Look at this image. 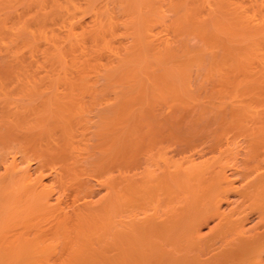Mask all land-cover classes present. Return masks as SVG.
<instances>
[{
	"label": "bare ground",
	"instance_id": "obj_1",
	"mask_svg": "<svg viewBox=\"0 0 264 264\" xmlns=\"http://www.w3.org/2000/svg\"><path fill=\"white\" fill-rule=\"evenodd\" d=\"M0 81V264H264V0H0Z\"/></svg>",
	"mask_w": 264,
	"mask_h": 264
},
{
	"label": "rangeland",
	"instance_id": "obj_2",
	"mask_svg": "<svg viewBox=\"0 0 264 264\" xmlns=\"http://www.w3.org/2000/svg\"><path fill=\"white\" fill-rule=\"evenodd\" d=\"M11 82H12L14 85H13ZM11 82H10V81H0V99L2 98V96L5 97L4 95H6V97H7V95L10 96V94H11L13 91H14L13 94H11V95H13L12 98L22 97V94H21V96H20V95L18 96V93H19L18 91H19L20 88H19L18 91H17L18 85H20V84H19L18 82H16V81H15L16 83H14L13 81H11ZM5 83H6V84H5ZM17 83H18V84H17ZM10 84H11V86H10ZM23 84L25 85V83H23ZM5 85H6V86H5ZM8 85H9V86H8ZM21 85H22V83H21ZM21 85H20V86H21ZM32 85H34V83H33ZM14 89H15V90H14ZM2 90H3V91H2ZM5 91H7V92H5ZM8 91H9V93H10V91H11V93L8 94ZM15 92H17V95H16ZM14 93H15V94H14ZM6 99H8V100L11 99V96H10V98L7 97ZM6 99H5V98H4V99L2 98V99L0 100V109H2V108H4V107H5L4 109H7L6 111H5L4 109H2V112L5 111L4 113H7V112L11 111V110H12V107H14V105H15V103L13 104V102H14L13 99L10 100V101H12L11 103H12L13 105L10 104V103H9L10 101L8 102ZM20 99H21V98H20ZM2 100H3V101H2ZM4 100H5V103H8V104H3V103H4ZM6 101H7V102H6ZM15 101H17V100H15ZM18 101H19V99H18ZM18 101H17V102H18ZM20 101H21V100H20ZM20 101H19V102H20ZM17 102H16V103H17ZM2 104L4 105V107H2V106H3ZM7 105H8V106L10 105V108H9L10 110L6 107ZM1 107H2V108H1ZM3 110H4V111H3ZM0 111H1V110H0ZM2 112L0 113V115H4ZM1 119L3 120L4 118H2V116H0V121H2ZM0 125H1V122H0ZM181 130L185 132L186 129H181ZM191 130H193V131H191ZM188 131H189V129H188ZM188 131L186 130V132H185L186 135H181V133L183 134V132H179V131H178V132H179L178 134L181 135V136H184V138H185L186 140H187V137L190 136L189 138H190V139L193 138V139H191V140H194L193 143L196 144V145L191 144L192 141H191L190 139H188L189 141L187 140L188 143L190 142L189 144L186 142L185 139H183L182 141H179V142H181V144H180V143H176V142H174V141H175L174 139H173V141L170 139L171 141L168 140L167 143H166V141L163 142V144L165 143L164 146H163V147H164V151L166 152V153L163 152L165 156L169 155V156H167V157H170V158L173 157V159H177V160H179V161H182L183 159H182L181 156H183L184 154H188L189 151L192 150V153H194L195 157H194V155H190V154H189V155H190V156H193L195 159H196L197 156H199V155H201V154H203L205 157H211V156H213V155H214V156H217L218 153H220V154H226V153H228V155H231V157L233 158V160H236V159H234V157H235V158L237 157V160H238V161H239V159H240V160H244V157H247V154H248V153H247L246 151H248V150H246V149H248V146H247V143H244V141L247 142V141H246V140H247V137L243 136V137L246 138L245 140H243V139H242L243 137H242L241 134H239V135H238V133L235 134V132L232 131V130L229 132L230 134H227V135H228V136L230 135L229 137H231V136H232L231 132H233L234 135H235V137L233 136L234 139L236 140V139H237L236 137H238V139H237L236 141L233 140V137H231L230 139H228V138H229V137H228V138H227L228 140H227L225 135H224L225 138L222 139V140H224V141L226 140L225 142L227 143V147H229L228 150H227L226 148L223 147V145L225 146L226 143H225L224 141L220 140L221 138L219 139V138H216V137L213 136V135L216 136L217 133H216V132H213L212 130H208V131L203 130V131H205L204 133H208V134H209V135H207V136H208V137H207L206 134L204 135V133H202L203 131H201V130L190 129V131L193 132V135H194L195 133L199 132V131L201 132V134L199 133L198 135H196V137L198 136L199 138H198V137L196 138V137L194 136L196 139H194V137H192V136H193L192 133H191L190 131H189V132H188ZM196 131H197V132H196ZM194 132H195V133H194ZM209 132H211V134H210ZM248 132H249V131H248ZM248 132H247V134H248ZM187 133H188V134L191 133L192 136H191V135H187ZM212 133H213V135H212ZM202 134H203V135H202ZM210 135L213 136V138H210V137H211ZM236 135H238V136H236ZM185 136H186V137H185ZM204 136H205V137H204ZM239 136H240V138H239ZM222 137H223V136H222ZM214 138H215L216 140H214ZM201 139H202V140H201ZM210 139H212V140L209 141ZM217 139H218V140H217ZM231 139L233 140V142H232ZM241 139H242L243 141H241ZM213 140H214V142L218 143L219 145L217 144V146H216V144H215L214 142H212ZM230 140H231V143L228 142V141H230ZM37 141H38V139H37L36 141H35V139H34V140L31 142V146H30L31 149H29V151H30V153H29V154H30L29 157H30V158L33 156V155L31 156V154H32V149H33V148H37V143H36ZM184 141H185L186 143H185ZM201 141H202V143H201ZM203 141H204V143H203ZM205 141H206V143H205ZM217 141H222V142H217ZM234 141H235V145H234ZM197 142H198V143H197ZM208 142H209V143H208ZM238 142H239V143H238ZM175 143H176L177 145H175ZM211 143H212V144L214 143V146H215L216 148H215L214 146H212ZM220 143H223V145H220ZM228 143H230V144H228ZM232 143H233V145H232ZM170 144H171V147H170ZM173 144H174V146H172ZM183 144H184L185 147L182 146ZM187 144L189 145L188 148H187ZM202 144H204V145L206 144V145L204 146V145H202ZM208 144H209V145H208ZM237 144H238V145H237ZM166 145H168L169 148H168ZM179 145H180V146H179ZM192 145H193V146H192ZM200 145L204 146V148H203V149H200V147H199ZM210 145H211V147H209ZM229 145H230V146L232 145L231 148H234V146H235V148L231 150V148H230ZM245 145H246V147H245ZM175 146H176V147H175ZM177 146H178V148H177ZM194 146H197V147H194ZM202 146H201V147H202ZM206 146H207V147H206ZM220 146H221L222 149L224 148V149L227 150V151L230 150V153H231V151H233V150H234V152H232L231 154H230L229 152L224 153L225 150L223 149V151H222L221 148H220ZM180 147H182L183 149L186 148V150H184V151H187V150L189 149V150H188V153H187V152L184 153V151L181 152V150H183V149L180 148ZM190 147H191V148H190ZM205 147H206V148H205ZM213 147H214V148H213ZM171 148H173L174 150L171 149ZM175 148H176V149H175ZM179 148H180V149H179ZM194 148H195V149H198V148H199L201 151H202V150H203V151L205 150V151H204V152L202 151L203 153H201V151L199 152V151H198L199 149L193 151ZM212 148H213V149H212ZM217 148H220L221 152H218L219 149H217ZM170 149H171V150H170ZM177 149L180 150V151H178ZM190 149H191V150H190ZM208 149H209V150H208ZM216 149H217V150H216ZM162 150H163V148H162ZM213 150H214V151H213ZM235 150H237V151H236L237 154L235 153ZM170 151H171V153H169ZM209 151H210V152H209ZM216 151H217V152H216ZM239 151H240V152H239ZM244 151H245V154H243ZM263 151H264V149H263ZM180 152L183 153V154H180ZM195 152H196V154H195ZM211 152H212L213 154H211ZM222 152H223V153H222ZM168 153H169V154H168ZM190 153H191V152H190ZM207 153H208V154H207ZM214 153H215V154H214ZM233 153H235L237 156H235V154H233ZM10 154H11V153H10ZM10 154L7 155V156H8V157H11L12 154H11V155H10ZM166 154H167V155H166ZM170 154H171L172 156H170ZM197 154H198V155H197ZM238 154H239V155H238ZM240 154H241V155H240ZM196 155H197V156H196ZM203 155H202L201 157H203ZM232 155H234V156H232ZM242 155H244V156H242ZM140 156L144 157L143 155H140ZM184 156H187V155H184ZM184 156H183V157H184ZM263 156H264V154H263ZM11 158H12V157H11ZM11 158H9V159H11ZM30 158H29V159L27 158V161L30 160ZM33 158H34V156H33ZM144 158H145V157H144ZM144 158H140L139 161L144 162V161H143ZM199 158H200V157H199ZM203 158H204V157H203ZM242 158H243V159H242ZM262 158L264 159V157H262ZM9 159H8V160H9ZM18 159H19V158H18ZM34 159H35V158H34ZM34 159L31 160V161H34ZM161 159H162V158H161ZM8 160H7V162L10 161V160H9V161H8ZM162 160H163V159H162ZM197 160H199V159L197 158ZM25 161H26V160H25ZM25 161H24L23 163H26ZM31 161H30V162H31ZM159 161H160V160H158V163H157V164H158V165H157L158 167H159V163L161 162V161H160V162H159ZM0 162L2 163V162H4V161H0ZM30 162H29V163H30ZM142 162H141V163H142ZM162 162H164V160H163ZM1 163H0V170L3 169V168H5L4 166H5L6 162L2 163V164H4L3 167H2V164H1ZM35 163H37L36 159H35V161H34V164H35ZM34 164L31 163L32 166L30 165L31 167H33V168H32V171H33V172L35 171V170H33V169H34V166H35ZM7 165H8V164H7ZM22 165H23V167L27 166L26 164H25V166H24V164H22ZM142 165H145V163H144V164L142 163ZM161 165H162V166H161ZM163 165H164V163H160L161 168L163 167ZM263 165H264V164H263ZM31 167H28V169H29V168L31 169ZM158 167L156 168L157 171H158L159 168H160V167H159V168H158ZM6 169H7V168H6ZM30 169L27 170V172H28V174H27V172H26L27 175H30L29 173L32 172ZM4 171H5V170H2V171H0V172H3V173H4ZM29 171H30V172H29ZM227 171H228V169H227ZM33 172H32V174H31V177H30V178H33V177H34L33 175L35 174V172H34V173H33ZM3 173H2V174L0 173V177H2V176H4L5 174H7V173H8V169L5 171L4 175H3ZM30 178H29V179H30ZM27 180H28V179H27ZM250 215H254V214H251V213L249 214L248 218H250V220H251ZM254 216H255V215H254ZM254 216H253V217H254ZM19 219H20V218H19ZM19 219L16 218V219H14V221L11 220L10 222H12V223L9 222L11 225H10L9 223L7 224L6 229L8 228L7 230H9V232H8L7 230L5 231V232H7V234H8V233L10 234V232H12L13 230L18 229V228L21 226L20 224H21L22 221H21V219H20V221H19ZM254 219H255V217H254L252 220H254ZM17 221H18V222H17ZM14 223H15L16 225L18 224V225H17V228H16V225H15ZM247 223H250V221L248 220ZM251 223H252V221H251ZM251 223H250V224H251ZM208 224L211 225V224H212V221H210ZM9 227H10V228H9ZM11 228H12V229H11ZM13 228H15V229H13ZM206 228H207V229H206ZM205 230H206V231L208 230V227H207V226L203 227L202 232H204ZM263 259H264V254H263Z\"/></svg>",
	"mask_w": 264,
	"mask_h": 264
}]
</instances>
